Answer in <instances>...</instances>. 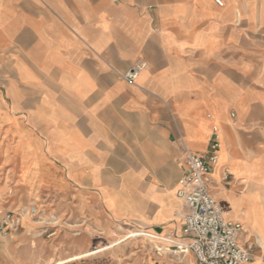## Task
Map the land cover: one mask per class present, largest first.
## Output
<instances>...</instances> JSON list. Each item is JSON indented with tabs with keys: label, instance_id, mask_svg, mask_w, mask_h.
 Masks as SVG:
<instances>
[{
	"label": "crops",
	"instance_id": "crops-1",
	"mask_svg": "<svg viewBox=\"0 0 264 264\" xmlns=\"http://www.w3.org/2000/svg\"><path fill=\"white\" fill-rule=\"evenodd\" d=\"M215 138L210 193L264 264V0H0L5 178L185 241V157Z\"/></svg>",
	"mask_w": 264,
	"mask_h": 264
},
{
	"label": "rangeland",
	"instance_id": "rangeland-1",
	"mask_svg": "<svg viewBox=\"0 0 264 264\" xmlns=\"http://www.w3.org/2000/svg\"><path fill=\"white\" fill-rule=\"evenodd\" d=\"M1 171L0 218L9 212L19 226L0 224V264H197L188 252L178 260L172 243L136 222L91 217L89 204L76 205L75 196L21 187Z\"/></svg>",
	"mask_w": 264,
	"mask_h": 264
},
{
	"label": "built area",
	"instance_id": "built-area-1",
	"mask_svg": "<svg viewBox=\"0 0 264 264\" xmlns=\"http://www.w3.org/2000/svg\"><path fill=\"white\" fill-rule=\"evenodd\" d=\"M214 2L223 6V0ZM142 66L131 68L124 79L132 84ZM218 147L215 138L206 157L191 152L186 154L184 186L177 190L176 195L190 209V213L183 217L182 225V236L187 240H180L174 234H167L162 239L172 243L169 246L174 248L172 252L191 253L197 264H245L250 254L238 243V235L244 231L243 225L226 217L209 190L208 176L211 166L217 162ZM0 224L16 229L19 219L8 212L0 218Z\"/></svg>",
	"mask_w": 264,
	"mask_h": 264
},
{
	"label": "bare ground",
	"instance_id": "bare-ground-1",
	"mask_svg": "<svg viewBox=\"0 0 264 264\" xmlns=\"http://www.w3.org/2000/svg\"><path fill=\"white\" fill-rule=\"evenodd\" d=\"M223 212H224V214H225V215H226V217H227V214H226V212H225L224 210H223ZM182 258H183V257H182V255H180V254H179V255H178V257H177V259H178V260H182ZM184 264H188V263H187V262H185Z\"/></svg>",
	"mask_w": 264,
	"mask_h": 264
}]
</instances>
